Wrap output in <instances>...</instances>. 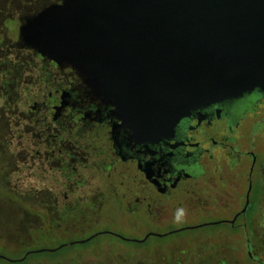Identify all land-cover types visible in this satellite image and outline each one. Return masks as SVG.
Segmentation results:
<instances>
[{
	"label": "flooded vegetation",
	"instance_id": "1",
	"mask_svg": "<svg viewBox=\"0 0 264 264\" xmlns=\"http://www.w3.org/2000/svg\"><path fill=\"white\" fill-rule=\"evenodd\" d=\"M60 3L0 15V227L80 233L100 217L111 227L183 209L209 229L204 251L215 227L229 228L216 264H263L264 90L192 110L171 130L132 84L116 99L106 85L96 93L81 70L24 43L27 19Z\"/></svg>",
	"mask_w": 264,
	"mask_h": 264
},
{
	"label": "water",
	"instance_id": "2",
	"mask_svg": "<svg viewBox=\"0 0 264 264\" xmlns=\"http://www.w3.org/2000/svg\"><path fill=\"white\" fill-rule=\"evenodd\" d=\"M20 35L81 70L96 93L106 85L116 99L120 82L132 84L133 98L171 130L192 110L264 90V0H61L27 19ZM195 228L142 240L114 235L143 243ZM100 234L0 259L19 263Z\"/></svg>",
	"mask_w": 264,
	"mask_h": 264
},
{
	"label": "rangeland",
	"instance_id": "3",
	"mask_svg": "<svg viewBox=\"0 0 264 264\" xmlns=\"http://www.w3.org/2000/svg\"><path fill=\"white\" fill-rule=\"evenodd\" d=\"M24 0H0V15H13L23 12ZM36 9L40 5L33 4ZM31 8H33L31 6ZM185 215L180 222L174 221V215H165L160 219H153L144 222L130 221L127 217H118L115 226L107 227L105 217H100L96 224L89 228L80 229V233L73 231L48 232L42 231L35 234L29 231L26 235L16 233V238L22 241L13 240L16 229L11 227H0V254L11 259H19L23 254L46 249L50 250L60 245L77 241L81 236L90 237L101 232H111L129 240H142L147 235H165L182 228L196 226V220L188 216L190 212L184 210ZM86 229V230H85ZM209 229L184 230L164 237L150 236L143 245L135 242H124L109 235H101L95 238L88 245H75L64 247L57 255L50 256L48 253L41 259L51 264H216L214 257L227 252L228 232L226 225H220L213 229V242L215 248L204 251V244L208 243L206 233ZM107 246L105 249L100 247ZM56 253V252H55ZM38 255V254H36ZM0 264H7L0 261ZM235 264V263H234ZM264 264V263H263Z\"/></svg>",
	"mask_w": 264,
	"mask_h": 264
},
{
	"label": "trees",
	"instance_id": "4",
	"mask_svg": "<svg viewBox=\"0 0 264 264\" xmlns=\"http://www.w3.org/2000/svg\"><path fill=\"white\" fill-rule=\"evenodd\" d=\"M25 231H26V233H24ZM29 231L35 232L31 228H21V229H16L15 235L17 233V234H21V235L26 234V236H27ZM57 253L58 252L53 253V254H49V255L55 256V255H57ZM46 254L47 253H42V254H38V255L34 254V255L29 256L25 261L19 262V263H9V262L1 260V259H0V261L6 262L7 264H51L49 261L41 259ZM23 256H24V254L19 258H22Z\"/></svg>",
	"mask_w": 264,
	"mask_h": 264
},
{
	"label": "clouds",
	"instance_id": "5",
	"mask_svg": "<svg viewBox=\"0 0 264 264\" xmlns=\"http://www.w3.org/2000/svg\"><path fill=\"white\" fill-rule=\"evenodd\" d=\"M184 215H185V212H184L183 209H179V210H177V213H176V215L174 216V221H175V222H180L181 217L184 216Z\"/></svg>",
	"mask_w": 264,
	"mask_h": 264
}]
</instances>
